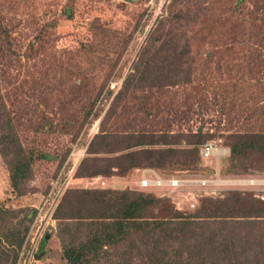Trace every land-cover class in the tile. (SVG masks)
Wrapping results in <instances>:
<instances>
[{
    "label": "rangeland",
    "instance_id": "rangeland-1",
    "mask_svg": "<svg viewBox=\"0 0 264 264\" xmlns=\"http://www.w3.org/2000/svg\"><path fill=\"white\" fill-rule=\"evenodd\" d=\"M0 25L6 30V37L0 33V125L10 116L15 141L33 157L27 180L13 189L0 152V206L19 214L14 223L25 222V237L34 224L42 230L46 243L39 253L37 241L31 264H66L56 210L71 190L151 194L183 213H192L207 192L240 190L264 199V159L252 157L249 169L235 172L227 158L229 135L264 129V0H0ZM160 32L176 35V46L151 64L164 60L172 71L165 66L163 75L120 95ZM101 130L128 133L132 143L153 135L162 144L151 147L161 149L194 148L184 136L214 135L203 144L224 153L214 151L188 169L122 174L114 167L111 174L80 177L78 167ZM118 154L93 155L112 160ZM145 169L162 179L210 183L142 188ZM193 194L200 196L192 206ZM29 247L28 241L24 255Z\"/></svg>",
    "mask_w": 264,
    "mask_h": 264
},
{
    "label": "trees",
    "instance_id": "trees-1",
    "mask_svg": "<svg viewBox=\"0 0 264 264\" xmlns=\"http://www.w3.org/2000/svg\"><path fill=\"white\" fill-rule=\"evenodd\" d=\"M175 30L178 31V27ZM4 31L6 37V30L0 25V33ZM175 39L174 34L173 37L165 32L154 34L149 46L140 54L133 73L124 80L120 95L127 96L129 91L139 89V85L146 84L157 73L163 75L165 66L167 72L172 71L167 68L168 63L162 65L164 60L151 63L159 55L169 58V47L176 46ZM156 44H160V48L154 50ZM10 122V116L6 115L5 125H0V152L8 164L11 187L17 189L27 180L33 157L31 153L23 154L20 143L13 136L12 126L8 125ZM148 136H138L132 143L133 137L128 133L101 130L90 144L88 156L81 161L78 176L111 174L114 167L122 174L137 168L188 169L203 161L200 146L205 138L214 137L190 134L184 136L186 143L197 144V147L176 149L167 146L161 149L151 147L162 144V141H155L153 135L148 138L149 142L142 141ZM163 138L167 140H163V144H171L170 137ZM227 139L230 150L227 158L233 171L245 172L250 168L247 163L252 157L264 159V129L232 134ZM99 145L101 149L96 148ZM115 152L120 154L112 160L93 155ZM42 157L44 155H40ZM196 204L192 213H183L174 209L169 201L151 194L68 191L56 210L62 258L66 264L102 261L108 264H264V199L252 192L229 190L217 197H200ZM18 215L0 206V264L17 262L27 231L22 219L14 223ZM45 243L44 238L39 253ZM124 244L128 248L124 252L111 253ZM249 256L252 257L250 262Z\"/></svg>",
    "mask_w": 264,
    "mask_h": 264
},
{
    "label": "built area",
    "instance_id": "built-area-1",
    "mask_svg": "<svg viewBox=\"0 0 264 264\" xmlns=\"http://www.w3.org/2000/svg\"><path fill=\"white\" fill-rule=\"evenodd\" d=\"M218 148L215 147V143L212 142H207L204 143L201 147H200V151L199 154L201 156V158L203 159V161L205 160H209L211 157H213L212 155L214 154V151H217ZM224 151H219L218 154H223ZM220 156V155H219ZM218 161V158H217ZM217 170V169H216ZM215 170V172H216ZM146 173H148V176H142L141 180L139 182L140 186L142 188H150V187H157V188H165V187H169L172 189L175 188H179L182 185H187V184H197V185H201V186H206L207 184H209L210 182L208 181H200V180H183L180 178H171V179H167L164 180L162 178H160L155 172L151 171V170H144ZM235 181V180H233ZM237 185V184H236ZM213 192L210 193H205L206 195H211ZM200 195L197 194H193L192 199L193 202H188L190 203L189 205H194L193 203L197 201V198H199ZM35 227V224L32 225V227L30 228V230H28V233L26 234V237L24 239V243L23 246L20 250V252L18 253V259L16 264H31L33 262L34 256H33V252L35 250V247H37V245L40 243L37 241L42 240L43 237V232L42 230L39 228H37V230H33ZM30 242V247L28 249V251L26 252V254L24 255V248L25 245H27V242ZM38 245V248H39Z\"/></svg>",
    "mask_w": 264,
    "mask_h": 264
},
{
    "label": "crops",
    "instance_id": "crops-1",
    "mask_svg": "<svg viewBox=\"0 0 264 264\" xmlns=\"http://www.w3.org/2000/svg\"><path fill=\"white\" fill-rule=\"evenodd\" d=\"M145 170H151V169H145ZM151 171H153V170H151ZM154 172V171H153ZM149 174L148 173H146L144 170L143 171H141V177L142 176H148ZM140 185V184H139Z\"/></svg>",
    "mask_w": 264,
    "mask_h": 264
},
{
    "label": "bare ground",
    "instance_id": "bare-ground-1",
    "mask_svg": "<svg viewBox=\"0 0 264 264\" xmlns=\"http://www.w3.org/2000/svg\"><path fill=\"white\" fill-rule=\"evenodd\" d=\"M215 153L217 154L218 153V150L217 151H215ZM223 155V154H222ZM155 172V171H154ZM164 180H167V179H164ZM42 242V241H41Z\"/></svg>",
    "mask_w": 264,
    "mask_h": 264
}]
</instances>
